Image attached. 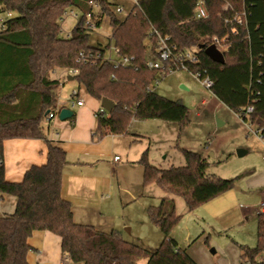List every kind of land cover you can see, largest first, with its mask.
Here are the masks:
<instances>
[{
    "label": "trees",
    "instance_id": "obj_1",
    "mask_svg": "<svg viewBox=\"0 0 264 264\" xmlns=\"http://www.w3.org/2000/svg\"><path fill=\"white\" fill-rule=\"evenodd\" d=\"M198 1L206 7L205 18L194 16ZM235 1L244 12L241 22L233 20L231 10H222L225 3ZM111 5L109 0H0V11L7 13L0 28V196L15 198L13 212L0 215V264H29L28 238L38 230L56 234L61 251L73 263L138 264L145 259V264H197L170 237L180 220L174 197H183L191 212L233 184L231 179L208 173L201 152L181 149L184 165L161 169L149 163L144 150L135 162L143 168V184L155 182L164 192L158 204L147 208L149 220L163 233L159 246L149 250L118 232L76 223L70 202L61 195L66 152L43 131L48 112L57 106L54 90L60 81L51 77L57 69H75L70 75L89 96L114 104L110 112L95 114L94 140L107 132L125 133L134 119L175 122L181 130L190 122L188 108L155 93L152 85L163 73L145 65L147 46L155 44L150 32L156 30L169 35L177 51L198 47V61L189 64L187 71L208 76L212 94L243 121H261L264 137V0H137L122 19ZM68 7L78 8L82 15L63 37L61 20ZM89 12L93 27L99 26L101 17L109 16L110 38L121 56L132 57L128 65L114 67L100 44L89 43L93 29L86 24ZM212 36L226 38L223 63L204 53L210 44L205 38ZM82 52L86 58L97 53L99 57L82 59ZM248 105L252 111L244 114ZM12 138L46 143L45 163L27 169L20 182L4 178L2 143ZM239 248L241 264H264V212L258 213L255 247Z\"/></svg>",
    "mask_w": 264,
    "mask_h": 264
},
{
    "label": "rangeland",
    "instance_id": "obj_2",
    "mask_svg": "<svg viewBox=\"0 0 264 264\" xmlns=\"http://www.w3.org/2000/svg\"><path fill=\"white\" fill-rule=\"evenodd\" d=\"M109 1L113 4L114 14L122 19L137 0ZM65 12L61 20L63 37L70 33L82 15L76 7H68ZM6 18L7 13L0 11V24ZM111 30L109 16L104 15L99 26L89 31V43L100 44L105 49V57L115 59ZM56 72L51 77L60 79L54 90L57 105L70 107L66 99L73 90H78L88 101L84 89L75 80L66 79L65 70L57 69ZM152 90L170 100L182 102L189 110L190 122L179 130L177 123L161 119L131 120L127 129L143 135L140 140L145 144L149 163L161 169L184 165L181 148L185 144L189 150L203 152L210 174L231 179L233 183L230 189L199 204L191 212L187 211L183 197L175 196V213L180 215V220L170 231V237L177 248L185 250L197 264H241L239 246L252 248L257 244L258 208L264 197V142L250 131V128L255 131L262 122L251 123L249 128L232 110L213 98L211 91L186 69L158 75ZM203 99L205 102L201 103ZM43 131L45 135L51 132L47 121L43 124ZM108 146L106 143L99 150L105 151ZM120 147L115 146L114 154L122 157V163L105 166L102 175H112V180L96 189L98 198H102L105 204L102 210L106 216L104 226L119 231L133 244L154 250L161 243L163 233L149 220L147 208L158 204L157 197L163 195V190L155 182L144 185L142 172L140 179L137 177L139 165L126 162ZM242 150L247 152L242 154ZM102 158L105 163L109 160ZM137 183L140 191L132 200L126 189L135 192ZM145 262L142 259L138 264Z\"/></svg>",
    "mask_w": 264,
    "mask_h": 264
},
{
    "label": "crops",
    "instance_id": "obj_3",
    "mask_svg": "<svg viewBox=\"0 0 264 264\" xmlns=\"http://www.w3.org/2000/svg\"><path fill=\"white\" fill-rule=\"evenodd\" d=\"M1 26L2 23L0 28ZM53 73H57L56 70ZM66 73L67 80H74L67 71ZM56 79L60 81L59 78L56 77ZM85 94L88 98L87 102L79 93V96L83 99L82 106L71 107L69 104L70 97L66 99L70 107L62 104L56 106L57 109L69 108L72 110L73 108L75 111L72 110L73 115L68 119L60 120L57 115L48 120L51 132L46 137L66 152L67 164L62 170L61 195L70 202L74 221L91 225L95 229L106 233H120L114 228L104 226L106 216L103 215L102 210L105 208L103 206L105 204L102 198L101 200L98 198L96 189L99 186H104L106 181L111 182L112 180V175H108V177L102 175L103 168L107 165L113 167L114 164L122 163V157H119L117 161L113 160L116 155L114 154L116 151L115 146H121L120 148L126 156V162L136 164L135 162L140 158L145 147V144L140 140L143 135L130 132L128 128L125 133L121 134L107 132L101 140L95 141L92 136L96 126L95 114L101 108L100 100L92 98L86 92ZM212 96L216 98L213 94ZM204 102L203 99L201 103ZM218 102L220 101L218 100ZM235 115L240 119L236 113ZM48 129H50L49 126ZM106 143L109 144L108 149L106 148L105 151L99 150L100 146ZM2 146L4 178L8 181L20 182L27 169L33 165L44 164L46 161V143L43 139H6L3 141ZM181 149L189 150L190 148L183 144ZM200 152L204 156L203 152ZM240 152L245 154L247 151L242 150ZM112 154L114 155L111 157ZM102 157L109 159L108 161L105 160L107 163L104 162ZM138 168L137 177L140 179L141 172L143 177V168L141 165ZM139 191V183L136 185L135 192L126 189L132 200L135 199L136 193ZM162 196H158L157 199L159 200ZM14 206L15 198L13 196H0V215L12 213ZM28 243L31 246L26 255L29 264H74L68 257L67 261L64 262L66 254L61 251L60 238L50 231H34L28 238Z\"/></svg>",
    "mask_w": 264,
    "mask_h": 264
},
{
    "label": "built area",
    "instance_id": "obj_4",
    "mask_svg": "<svg viewBox=\"0 0 264 264\" xmlns=\"http://www.w3.org/2000/svg\"><path fill=\"white\" fill-rule=\"evenodd\" d=\"M90 5H93L97 7V4L93 1L88 2ZM240 3L238 1H235L233 4L230 3H225L222 7L223 11H228L231 10L234 14L233 20H236L237 22H241V14L244 13L243 11L240 10ZM119 11L121 8L119 7ZM66 12H64L65 14ZM72 14V12H70ZM207 10L202 1H198L195 5L194 8V16L197 19L205 18L207 16ZM75 16V14H72ZM87 21L86 24L89 27H93V22H91L90 17L91 13H87ZM227 22L228 19H225ZM152 35V38L155 40V44L153 42H150L147 46V55H146V60H145V65L149 70H156L159 71L163 74H165L168 71H173L176 69H186L187 66L191 63H196L198 61V56L197 52L199 50L198 47H190L187 48L183 51H177V47L175 43H172L170 40L169 35H161L159 34L156 30H153L150 32ZM206 41H208L210 44H214L216 48L220 52H225L228 49V46L225 45L226 38H218L216 36L212 37H206ZM209 44V45H210ZM113 53L116 56L115 59H112L110 57H107L114 65V67L117 66H125L128 65L132 59V57L128 56H121L119 54L118 48L114 47ZM80 56L82 59H91V61H94V58L99 57V54L97 53L95 56L89 54V56L86 58L85 54L82 52L80 53ZM69 74H75L76 70L71 69L68 71ZM201 82L203 86L206 88H210L212 85V81L208 76H201L200 73H195L194 74ZM69 104L71 107L74 106H82L83 105V99L79 96L78 90H73L71 92V96L69 99ZM61 109H54L48 112L47 119L51 120L54 117H56ZM252 111V107L250 105L246 106V108L243 110L244 114H248L249 112ZM105 112L103 108H100L96 113H103ZM247 123L248 127L250 128V123ZM261 128L262 126L260 125L255 131H253L250 128V131L254 132L263 142H264V137L261 134ZM114 161L119 160V156L115 155L113 157ZM259 212H264V197L262 198L261 202L259 203ZM66 254V253H65ZM68 255L66 254L64 256V262L67 261ZM264 262V258L261 259Z\"/></svg>",
    "mask_w": 264,
    "mask_h": 264
},
{
    "label": "water",
    "instance_id": "obj_5",
    "mask_svg": "<svg viewBox=\"0 0 264 264\" xmlns=\"http://www.w3.org/2000/svg\"><path fill=\"white\" fill-rule=\"evenodd\" d=\"M204 53L212 60L217 63H223L224 62V56L223 53L220 52L214 44H210L207 47L204 48ZM100 106L104 109L106 112H110L114 106V104L106 99L102 98L100 100ZM73 111L69 108H62L58 113V119L65 120L70 117H72Z\"/></svg>",
    "mask_w": 264,
    "mask_h": 264
}]
</instances>
